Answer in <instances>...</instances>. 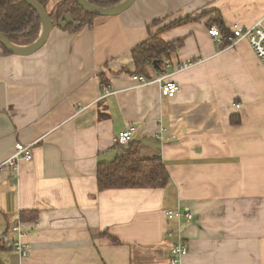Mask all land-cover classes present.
Instances as JSON below:
<instances>
[{
	"label": "crops",
	"instance_id": "crops-1",
	"mask_svg": "<svg viewBox=\"0 0 264 264\" xmlns=\"http://www.w3.org/2000/svg\"><path fill=\"white\" fill-rule=\"evenodd\" d=\"M63 1L49 0L47 11ZM189 17L162 33L184 40L163 70L148 67V77L167 73L180 91L168 97L158 83H136L132 49L148 27ZM218 19L226 29L264 26V0H135L77 33L53 26L32 54L0 49L3 263L170 264L181 236L190 243L181 264H264V65L247 40L218 44L209 33ZM189 60L198 61L178 69ZM130 126L132 141L118 145ZM19 141L32 144L33 159L16 175L2 164ZM132 148L160 156L169 183L100 191L98 164ZM178 207L193 220L168 219ZM29 210L36 221L21 220ZM18 221L25 258L12 248Z\"/></svg>",
	"mask_w": 264,
	"mask_h": 264
},
{
	"label": "trees",
	"instance_id": "trees-1",
	"mask_svg": "<svg viewBox=\"0 0 264 264\" xmlns=\"http://www.w3.org/2000/svg\"><path fill=\"white\" fill-rule=\"evenodd\" d=\"M46 7L49 0H36ZM100 7H113L122 0H88ZM72 21H67L66 16ZM53 22L58 25L60 21L66 22L65 27H60L72 33L80 32L85 27H92L96 14L85 11L77 0H64L56 9L55 14H50ZM196 18H185L160 26L165 19L158 20L148 27L149 37L132 49V55L137 71L149 76L148 67L155 64L154 69L163 70L166 59L183 45L184 40L166 41L162 38L164 31L186 23ZM226 32L222 20L215 21ZM210 23V22H209ZM42 20L37 12L26 0H0V32L11 41L27 45L37 39L41 31ZM156 27V30L152 28ZM0 49L4 53L9 51L0 42ZM102 82L106 83L104 77ZM170 181V174L160 156L144 158L136 149H126L114 160L100 162L97 166L98 189H125V188H163ZM38 211L29 210L21 212L22 221H36ZM0 264H5L0 260Z\"/></svg>",
	"mask_w": 264,
	"mask_h": 264
},
{
	"label": "built area",
	"instance_id": "built-area-1",
	"mask_svg": "<svg viewBox=\"0 0 264 264\" xmlns=\"http://www.w3.org/2000/svg\"><path fill=\"white\" fill-rule=\"evenodd\" d=\"M209 33L213 36L218 44L226 45L227 47H234L239 42L247 40L255 54L264 65V26L262 20L258 21L252 26L234 25L230 29L224 32L219 26L213 25L209 28ZM198 60H189L184 62L179 70L187 69ZM169 74L162 73L155 77H148L144 74H135L133 79L139 85H150L154 83L160 84V90L162 95L173 97L180 91V86L174 81L168 80ZM106 91L110 90L109 85H105ZM133 127L121 131L115 138V142L120 146H125L132 141ZM33 159L32 144H26L23 142H17L15 145L14 153L8 157L2 165L10 166L14 173H18V165L21 161H31ZM168 219H176L178 222L192 221L194 214L189 207H178L173 210H167L165 212ZM13 231L17 234V238L12 242L13 250L19 254L21 258H25L29 252L28 244L23 240L25 231L22 226V221H18L13 226ZM170 238L175 239L176 234L173 231L167 232ZM172 258L170 264H181L182 258L190 252V243L178 236L172 242Z\"/></svg>",
	"mask_w": 264,
	"mask_h": 264
},
{
	"label": "water",
	"instance_id": "water-1",
	"mask_svg": "<svg viewBox=\"0 0 264 264\" xmlns=\"http://www.w3.org/2000/svg\"><path fill=\"white\" fill-rule=\"evenodd\" d=\"M37 12L39 13L42 24H41V31L39 36L35 41L27 45H20L13 41H11L5 34L0 32V42L4 45V47L11 53L18 54V55H29L37 51L48 39L53 26H56L50 17V13L47 11V8L42 6L36 0H26ZM135 0H122L120 3L113 7H100L95 4H92L88 0H77L79 5L87 12L96 14L98 16H110V15H117L125 10H127ZM67 21H72L71 17L68 15L66 16ZM60 27H65L66 22L60 21L58 23ZM20 47V48H19Z\"/></svg>",
	"mask_w": 264,
	"mask_h": 264
},
{
	"label": "bare ground",
	"instance_id": "bare-ground-1",
	"mask_svg": "<svg viewBox=\"0 0 264 264\" xmlns=\"http://www.w3.org/2000/svg\"><path fill=\"white\" fill-rule=\"evenodd\" d=\"M20 48V47H19Z\"/></svg>",
	"mask_w": 264,
	"mask_h": 264
}]
</instances>
